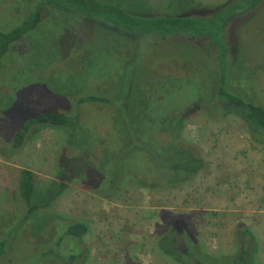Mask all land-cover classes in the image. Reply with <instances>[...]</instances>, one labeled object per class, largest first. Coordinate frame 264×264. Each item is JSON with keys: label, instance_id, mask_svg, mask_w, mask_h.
<instances>
[{"label": "rangeland", "instance_id": "rangeland-1", "mask_svg": "<svg viewBox=\"0 0 264 264\" xmlns=\"http://www.w3.org/2000/svg\"><path fill=\"white\" fill-rule=\"evenodd\" d=\"M228 1L125 0L138 11L194 15L210 14ZM26 5L28 0H0V27L17 23ZM46 18L39 34L17 42L0 66V235L7 239L1 264H64L47 253L66 229L63 219L89 222L90 231L81 242L64 246L89 247L88 264H187L157 245L177 219L178 228L187 221L194 243L216 257L208 258V264H225L226 255L240 256L242 249L250 252L245 264H264V144L253 140L236 114L213 116L199 107L190 109L183 136L205 163L186 183L155 190L121 174L117 181L125 185L119 194H96V189H108L105 168L124 149L114 124L120 125L124 112L135 113L136 106L142 107L143 118L152 115L141 96L147 93L148 75L155 84V90L147 87L150 102L162 112L197 104L200 96L209 103L204 86L217 81L219 69L207 49L179 38L121 37L98 22L57 12L46 13ZM229 41L231 48L239 46L246 62L235 61L231 82L264 105V72L257 75V68L264 66V13L253 11L238 19ZM93 93L114 95L113 107L79 102ZM45 109L69 111L83 126L45 128L29 137L20 151L15 149V132L34 112ZM138 163L132 158L124 168ZM22 169L35 173L41 190L37 199H43V206L29 217L19 191ZM52 182L66 186L56 199ZM246 228L250 235L243 234ZM190 247L186 240L177 242L181 253ZM183 255L191 264H203Z\"/></svg>", "mask_w": 264, "mask_h": 264}, {"label": "trees", "instance_id": "trees-1", "mask_svg": "<svg viewBox=\"0 0 264 264\" xmlns=\"http://www.w3.org/2000/svg\"><path fill=\"white\" fill-rule=\"evenodd\" d=\"M28 2L26 14L17 23L14 22L9 27H0V66H2L4 57L10 53L13 47H16L17 42L26 37L38 35V31L41 30L39 27L41 22L48 18V16L46 18V13L53 14L54 12H57L60 17L68 16L69 19L78 18L82 21L98 22L106 28L119 32V34L116 32L115 34L121 37L125 33L129 34L132 39L147 37L158 41L171 39L176 42L177 40L174 38H179L181 41L182 39L187 40L186 42L195 47L206 48L205 52L214 58L215 65L218 66L219 78L217 81L214 80L210 86H204V92L209 93V98L211 97L209 103H206L205 98L201 99L200 96L196 100L197 104L186 105L171 114L162 112L157 105L150 102L153 97L151 90H148L147 87L151 85L155 90V84L152 83L154 78H150L148 75L144 86L147 93L141 96L145 98L143 100L152 109V115L148 112L143 118L142 107L136 106L135 113L124 112L123 119H119L120 125L118 122L114 124V128L118 132L117 142L120 140L124 149L115 161L112 159V162L105 168L104 179L108 180V189L104 191L96 189V192L93 187L96 194L105 198H113L119 194L125 185V183L117 181V175L121 174L125 177L124 179L136 178L131 180L143 188L155 190L186 183L194 178L204 168L205 162L194 152L195 148L183 136L186 117L191 108L199 107L209 113L212 111L213 116L236 114L246 123L253 140L264 144V105L258 102L257 97H250L237 90V86L231 82L230 72L232 73L235 61L238 63V60L242 62L244 60L239 54V46L231 48L229 41L230 28L238 19L253 11L254 15L259 11L264 13V0H229L207 15H194L188 12L156 14L149 12L148 9H139L140 11H138L130 7V4L125 0H28ZM202 44H206V46L202 47ZM249 65L251 64L249 63ZM263 72L264 66L261 65V68H257V75L259 76ZM161 78L164 83L163 76ZM99 93L84 95L79 102L82 104L94 101L113 107L114 95ZM123 93L125 95V91ZM217 97L218 99H216ZM33 114L34 116L25 121L14 134L13 146L19 151L29 137L31 138L45 128L64 129L71 124L83 126L79 117L72 116L69 111L57 112L45 109ZM151 130L154 131L151 132ZM140 132L146 136L141 135ZM132 158L139 161L138 165L124 168L126 162ZM138 169H141L140 174L131 176ZM51 184L56 189L54 193V199H56L63 193L66 186L62 182H52ZM19 191L28 204L26 217L31 216L34 211L43 206L41 204L43 199L42 201L37 199L41 190L38 189L36 176L32 170H21ZM62 221L66 222V229L56 237L54 247L47 251L48 256L55 255L64 264H88L89 247L85 245V247L77 246L75 248L74 244L81 242L90 231L89 222L68 219ZM176 221H173L168 231L158 238L157 245L164 254L173 256L180 262H187V264H191V262L185 259L183 254L200 259L203 264H208V258H216L194 243L196 240L187 221L184 223V228H178L180 223H176ZM185 226H187L188 232H186ZM243 234L250 235L251 231L246 228ZM180 240H186L191 246L185 253L179 252L177 248V242ZM166 241L169 243L168 247L165 245ZM73 242H75L73 247L64 248L67 243L70 245ZM6 247L7 239L0 235V264L6 255ZM249 253L242 249L240 256L226 255L223 259H227L225 264H245Z\"/></svg>", "mask_w": 264, "mask_h": 264}]
</instances>
